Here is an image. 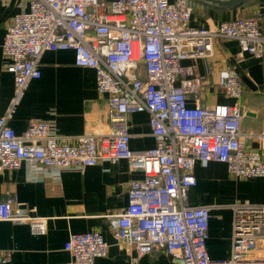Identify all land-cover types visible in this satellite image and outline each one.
<instances>
[{"label": "built area", "instance_id": "obj_1", "mask_svg": "<svg viewBox=\"0 0 264 264\" xmlns=\"http://www.w3.org/2000/svg\"><path fill=\"white\" fill-rule=\"evenodd\" d=\"M192 11L187 0H29L1 45L14 103L41 77L44 52L72 51L74 66L92 69L97 93L107 97L108 127L65 144L51 121L32 120L15 134L8 113L0 117V173L25 167L30 180L57 181L65 170L124 160L142 178L128 182L125 210L106 219L117 244L134 251L128 264L154 252L180 264H264V205H231L230 255L221 261L206 249L209 208L186 206L197 163H222L235 179H255L264 178V159L259 149L240 142L241 106H187V96L199 95L214 72L208 68L198 76L180 65L211 58L218 39L234 40L242 53L262 59L264 29L259 19L240 17L192 28ZM215 78L227 97L241 98L242 81L231 69L216 71ZM135 113L148 115L151 149H130L128 118ZM247 139L261 143L264 132ZM28 212L15 197L0 200V222L25 224L32 236L44 235L46 220ZM107 248L98 231L71 234L63 245L69 264H94ZM9 263L10 254L0 253V264Z\"/></svg>", "mask_w": 264, "mask_h": 264}, {"label": "crops", "instance_id": "obj_2", "mask_svg": "<svg viewBox=\"0 0 264 264\" xmlns=\"http://www.w3.org/2000/svg\"><path fill=\"white\" fill-rule=\"evenodd\" d=\"M189 25L205 29L236 18L259 19L264 29V0H250L242 6L225 11L207 8L192 0ZM29 0H0V117L10 114L9 127L22 134L32 120L51 121L61 143L73 144L85 134L100 135L107 131L106 96L96 91L95 72L74 66L72 51L44 52L40 59L41 77L28 83L14 103L12 75L6 71L7 61L1 45L13 18L26 10ZM183 68H192L194 75L204 76L208 68L214 72L199 95L187 96L188 107L239 105L244 111L240 142L259 149L264 159V140L247 139L248 134L264 132V57L254 59L240 51L234 40L213 42L212 57L185 59ZM229 68L242 81L239 100L227 97L216 85L215 72ZM129 146L133 151L154 147L146 113L128 118ZM196 184L187 192L186 206L209 208L206 249L214 261L230 255L232 209L235 203L264 205V178L235 179L224 164L197 163ZM142 173L130 171L124 160L101 162L81 170H65L59 180L44 177L30 180L25 167L0 173V200L15 197L32 218L46 220L42 236H32L25 224L0 222V253L10 254L9 264H69L70 256L63 245L71 234L98 231L106 244L107 255L94 264H128L134 251L120 247L113 237L106 217L121 213L127 207V184L141 179ZM137 264H180L163 253L141 257Z\"/></svg>", "mask_w": 264, "mask_h": 264}, {"label": "water", "instance_id": "obj_3", "mask_svg": "<svg viewBox=\"0 0 264 264\" xmlns=\"http://www.w3.org/2000/svg\"><path fill=\"white\" fill-rule=\"evenodd\" d=\"M192 1L213 10L225 11V10L236 9L250 0H192Z\"/></svg>", "mask_w": 264, "mask_h": 264}]
</instances>
